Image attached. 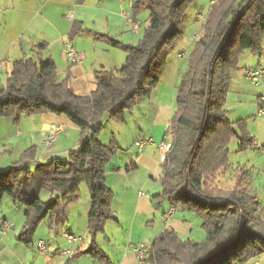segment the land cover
I'll list each match as a JSON object with an SVG mask.
<instances>
[{"label": "trees", "instance_id": "trees-1", "mask_svg": "<svg viewBox=\"0 0 264 264\" xmlns=\"http://www.w3.org/2000/svg\"><path fill=\"white\" fill-rule=\"evenodd\" d=\"M193 1L149 0L148 25L133 45L95 33L106 45L124 50L126 57L117 74L96 71L95 86L89 94L71 90L69 69L66 77L59 79L52 59L13 62L6 84L0 86V119L7 117L18 125L23 116L64 115L82 131L90 130L77 148L69 149L66 159L54 157L47 163L37 162L32 171L27 163L36 161L37 150L30 146L18 161L0 170V202L7 195L25 208L17 237L24 246L33 243L44 219L51 227L65 219L67 201L77 198L79 185L84 183L90 199L87 215L90 247L86 252L95 259L107 260L97 245V236L103 232L105 223L113 219V194L104 175L117 146L98 139L101 119L108 116L123 121L125 112L157 86L164 65L162 53L182 36L181 25ZM211 1L202 30L192 44L188 68L177 87L169 125L171 147L163 162L161 191L155 196L193 213L201 220L205 236L201 241L183 239L173 229L165 228L151 243L144 258L148 264H246L264 253V208L246 191V173L237 169L235 183L228 190L207 183L210 177L227 171V145L232 139L238 140L239 150L254 142L245 122L227 118L223 104L231 71L240 68V56L244 51L262 55L264 0ZM244 4L214 54L229 22ZM133 7L130 17L135 21L134 10L139 1ZM75 27L73 24L71 32H75ZM36 178L52 195L48 203L24 190L25 182Z\"/></svg>", "mask_w": 264, "mask_h": 264}, {"label": "crops", "instance_id": "crops-1", "mask_svg": "<svg viewBox=\"0 0 264 264\" xmlns=\"http://www.w3.org/2000/svg\"><path fill=\"white\" fill-rule=\"evenodd\" d=\"M101 1L98 0V4ZM107 1L100 8L95 7L94 12L91 13L95 33L109 35V32L104 33L105 29L100 27L104 24L112 26L113 29L116 26L122 29L120 23L116 21L113 5L111 6V3ZM90 3L97 4V1L0 0V60L3 66L6 63L12 64L16 60L27 58L52 59L54 62L55 58H59L60 61L67 63L62 51L63 44L67 41L71 43L73 24L84 27L87 18L86 4L90 5ZM72 7L73 11H71ZM119 14L127 15L124 11ZM197 17L201 19L203 16ZM94 18L100 21L98 27H95ZM117 30L110 36L118 39L123 31ZM81 55L83 52L80 53V59L77 62L67 63L73 76L82 74ZM248 58V54L245 53L240 57L239 63L242 65L248 62L245 69L264 65L259 62L253 64L252 58L250 57L249 60ZM244 71L232 73L229 90L230 88L236 90L235 82L241 76L245 78ZM157 87L149 94L148 102H145L144 96L141 98L138 109L134 108L125 112L124 122H134L133 131L126 145H122L119 138L111 141L117 146V152L107 163L104 176L105 184L113 194L111 204L113 219L105 223L103 232L97 236V245L107 260L95 259L86 252L90 247L87 234L90 199L88 189L87 192L79 189L77 198L69 199L66 203L65 219L52 227L47 219L41 222L34 235L33 243L29 246H24L17 240L19 234L17 226L22 224L25 208L20 205L14 207L12 209L15 212L14 217L7 214L9 220L3 219L0 223V264H148L145 260L140 261L137 258L133 247L143 243L145 256H147L152 241L165 228L173 229L183 239L201 241L204 238L201 220L198 217L191 212L172 206L166 199L155 197L161 191L160 181L163 175V162L160 161L156 143L171 140L168 130L174 112L177 88L176 85L173 86L168 94V102L165 104L155 92ZM16 126L19 129L13 135L23 136L32 133L41 136L42 142L53 126H59L60 130L56 133L50 147L60 146L61 152L69 148V130L73 134L76 132L67 120L53 114L23 116ZM249 131L256 138L259 133L264 135V91L262 99L258 98L256 120L252 122V128ZM83 132V135L77 134L74 137L71 134V147L77 146L82 136L86 137L90 134V130ZM263 135L259 141L264 144ZM6 138L10 136L6 135ZM148 138L153 139V144H147L140 150L135 146V140ZM31 140L33 139L29 142ZM100 141L104 142L101 139ZM261 153L263 155L261 176L264 180V148ZM54 154H57V151ZM247 184L251 190L248 180ZM4 223L9 224L5 229ZM68 236L72 238L69 239ZM40 241L45 243L47 252H40L38 248ZM261 257L250 261L264 264V255Z\"/></svg>", "mask_w": 264, "mask_h": 264}, {"label": "rangeland", "instance_id": "rangeland-1", "mask_svg": "<svg viewBox=\"0 0 264 264\" xmlns=\"http://www.w3.org/2000/svg\"><path fill=\"white\" fill-rule=\"evenodd\" d=\"M89 2L93 0H87ZM90 3V5L86 4V22L84 27L81 26L80 28L77 26L75 27V32H71V45L79 52H83L81 55V62L80 66L83 68L81 75L73 76L71 73L68 74V62L60 61L59 58H55V64L57 68V75L58 78L61 79L62 77L65 78L68 74V83L71 90L76 94H89L95 86V72L98 70H105L106 72H112L117 74L119 69L125 62L126 53L124 50L119 48H114L111 46L106 45L102 41L98 40L95 35V28H93V23L91 20V13L94 12L95 7L100 8L105 4L106 0L101 1V5ZM113 5L115 9L116 18L122 29L119 26H116L114 29L113 27H109L108 25L104 24L100 27L101 29H105L104 33H110L109 35H114L118 31L117 29L122 30L121 36H119V40L124 44H136L141 36L145 28L148 25V18H149V0H108ZM107 1V2H108ZM136 1H139V7L135 9L134 13L136 15V22L139 25L138 32H134L132 30V25L129 19L126 21V18L129 14L133 13V6ZM108 3V4H109ZM212 4L211 0H194L193 3L187 9L183 23L181 25L182 36L179 37L172 47L166 48L163 53L162 57L164 59V65L159 76V83L157 84V92L158 97L161 99L162 103L167 104L168 102V94L173 89V86L176 85L178 87L179 81L181 76L188 68V58L192 48V44L195 41L194 35L199 34L202 30V24L204 22L205 17L209 13L210 6ZM74 7V6H73ZM73 7L71 11H73ZM124 11L127 13L126 16H120V12ZM198 15H202L201 19H198ZM77 18V17H76ZM200 18V17H199ZM95 27L100 25V21L94 18ZM92 25V27H91ZM107 31V32H106ZM134 32V33H133ZM120 35V34H119ZM262 47V55L259 57L257 54L251 53L250 51H244L245 54H248V57L252 58L251 61L253 64L261 63L264 64V39L261 41ZM186 50V56L183 58L177 57V53ZM81 51V52H80ZM242 57V55L240 56ZM248 58V60H249ZM240 61V59H239ZM13 64V63H12ZM12 64L6 63L2 70V77L0 78V86L5 85L7 82L8 77L11 74ZM248 62L245 64L239 63V69L231 71L232 73H238L244 71L245 66H247ZM242 65V66H240ZM247 68V67H246ZM107 75L100 74V77H106ZM235 88H230L228 90L225 102L223 104V109L226 111L227 118L232 121L236 122L237 120H242L245 122L246 128L248 132L252 128V122L256 120V110L258 108V98L262 99L264 86H255L251 84L246 77H240L239 80L235 82ZM177 93V88H176ZM176 95V94H175ZM149 95H146L145 102H148ZM176 97V96H175ZM141 103V99H138L136 105L133 109H138L139 104ZM132 109V110H133ZM129 112V111H126ZM26 117V116H25ZM65 120H67L71 126L75 128L73 134L71 130L68 132V141H69V148H77V146L71 147V134L72 136H77V134L83 135V131L71 123L67 117L64 115L61 116ZM102 124V132L100 133L98 139L103 140L102 143H109L112 139H118L122 145H126L129 136L133 131L134 122L130 121H117L114 118H110L108 116H104L101 119ZM17 129H19L16 125L12 124L10 118L4 117L0 119V170H4L8 168L11 164L15 163L19 160L20 154L30 145L35 146L37 153H36V160L40 163H47L54 157H58L60 159H66L68 155V149L63 150L61 152L60 146L54 148L52 145L51 147L46 145L44 142L40 141L41 136H36L32 133H28L27 135L19 136L18 134L15 136ZM48 133V132H47ZM253 136V144L246 145L247 148L244 150H239V142L237 139H232L229 144L227 145V149L229 151V167L225 173L217 174L213 177H210L207 180L208 184L211 185H218L223 190H228L232 188L233 184L235 183V174L237 173V169H241L246 173V178L244 181V187H246V191L255 197V199L260 203V205L264 208V180L261 176V170L263 166L261 164L262 158V149L264 148V144L260 143L259 139L262 138L263 133H259L258 138H256L252 133ZM10 136V138H6ZM90 135V134H89ZM86 137L82 138H87ZM264 136V135H263ZM46 139V136H44ZM264 138V137H263ZM30 139H33L30 141ZM44 139V138H43ZM45 141V140H44ZM53 142V141H52ZM67 145V144H66ZM53 149V150H52ZM57 149V150H56ZM57 151V154H54ZM258 152V153H257ZM36 161H31L27 163V168L30 170H34ZM241 175L242 173L239 172ZM247 180L250 183L247 184ZM79 189L82 191L87 192L86 185L81 183ZM24 190L29 195L37 196L41 201L44 203H48L51 199L50 191L41 185V183L36 179H31L25 182ZM11 197L5 195L2 197L0 202V223L3 219H7V214L11 217H14L15 212L12 210L14 207L19 206V204H15L12 201ZM11 202V203H10ZM12 204V205H11ZM9 220V219H7ZM44 219L42 222H44ZM24 222V214L22 219V224L18 225V232L20 233ZM43 224V223H42ZM37 232V230H36ZM35 232V233H36ZM19 235V234H18ZM195 236V235H194ZM193 236V237H194ZM205 236V234H204ZM35 238V237H34ZM187 239V238H184ZM1 250V246H0ZM263 254L259 255L257 258L263 256ZM263 258V257H261Z\"/></svg>", "mask_w": 264, "mask_h": 264}, {"label": "built area", "instance_id": "built-area-1", "mask_svg": "<svg viewBox=\"0 0 264 264\" xmlns=\"http://www.w3.org/2000/svg\"><path fill=\"white\" fill-rule=\"evenodd\" d=\"M200 17H201V15H200ZM128 19L131 22L132 30L134 32H138V30H139L138 23L135 21H132L130 16L128 17ZM197 36L198 35L195 34L194 38L196 39ZM62 51H63V55H64L65 60L70 64L75 63L80 59V53L71 45V43L69 41H67L63 44ZM185 56H186L185 52H179L177 54V57H179V58H183ZM2 68H3V64L0 60V78L2 77V73H3ZM245 77L251 84H253L255 86H259V85L262 86L264 84V65H257V66L248 68L247 70H245ZM59 130H60L59 126H53L48 131L44 143L46 145L50 146L55 135H56V133ZM168 132H169V130H168ZM153 142L154 141L151 138L137 139V140H135L134 144L140 150L147 144H153ZM156 145H157V149H158L159 154H160V161L164 162L165 155L171 147V140H162V141L157 142ZM8 225H9L8 223H4L3 228L5 229ZM68 238L71 239L72 237L68 236ZM38 248H39L41 253L47 252L46 245L42 241L39 242ZM133 251L135 252L137 258L140 261L144 260V258H145V245L143 243H139V244L135 245L133 247ZM64 253H65V251H64ZM246 264H257V263L255 261H250Z\"/></svg>", "mask_w": 264, "mask_h": 264}, {"label": "water", "instance_id": "water-1", "mask_svg": "<svg viewBox=\"0 0 264 264\" xmlns=\"http://www.w3.org/2000/svg\"><path fill=\"white\" fill-rule=\"evenodd\" d=\"M246 3H248V2H246ZM245 6H246V4H244L243 6H241V7L237 10V12L235 13V15H234L233 18L231 19V21L229 22L227 28L225 29L223 35L221 36V39H220L219 43L217 44L216 49L214 50V54L216 53L218 47H219V46L221 45V43L223 42V40H224V38L226 37V35H227L229 29L231 28L232 24H233L234 21L236 20L237 16L239 15V13L241 12V10H242ZM214 54H213V56H214ZM207 89H208V84H207ZM206 93H207V91H206Z\"/></svg>", "mask_w": 264, "mask_h": 264}]
</instances>
